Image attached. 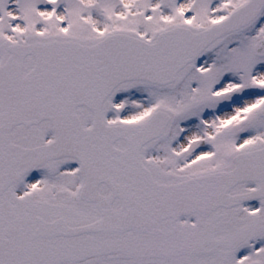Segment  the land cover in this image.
Masks as SVG:
<instances>
[{
  "label": "snow or ice",
  "instance_id": "snow-or-ice-1",
  "mask_svg": "<svg viewBox=\"0 0 264 264\" xmlns=\"http://www.w3.org/2000/svg\"><path fill=\"white\" fill-rule=\"evenodd\" d=\"M0 264H264V0H0Z\"/></svg>",
  "mask_w": 264,
  "mask_h": 264
}]
</instances>
